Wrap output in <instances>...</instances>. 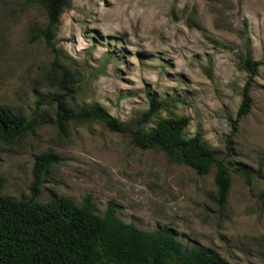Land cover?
I'll use <instances>...</instances> for the list:
<instances>
[{
    "label": "rangeland",
    "instance_id": "obj_1",
    "mask_svg": "<svg viewBox=\"0 0 264 264\" xmlns=\"http://www.w3.org/2000/svg\"><path fill=\"white\" fill-rule=\"evenodd\" d=\"M54 41L68 69L65 92L50 68L54 53L30 28H43L38 0H0V105L32 124L15 140L0 139L2 194L30 195L34 159L61 160L43 175L39 200L90 194L95 211L108 202L141 229L171 228L183 244L211 247L231 264H264V0H71ZM260 62L250 112L237 119L248 77L243 46ZM160 116H188L230 170L226 205H217L215 170L198 174L156 148H139L127 132L99 120L58 125L56 94L69 108L98 103L133 128L149 106ZM249 168L250 176L235 170Z\"/></svg>",
    "mask_w": 264,
    "mask_h": 264
},
{
    "label": "trees",
    "instance_id": "obj_2",
    "mask_svg": "<svg viewBox=\"0 0 264 264\" xmlns=\"http://www.w3.org/2000/svg\"><path fill=\"white\" fill-rule=\"evenodd\" d=\"M38 1L44 7L46 24L43 28L31 27L30 39H43L51 48L54 58L50 68L58 76V87L65 92L71 91L68 69L58 58L54 41L60 16L71 0ZM259 65L246 43L240 67L248 77L241 90L237 119L250 112L253 104L250 88ZM147 96L149 106L137 120V125L131 128L98 103L79 109L69 108L64 95L58 93L57 122L66 132L71 120H99L110 130L127 132L130 141L139 148L159 149L169 159L191 167L198 174H206L214 168L217 205L223 209L231 184L230 170L224 160L199 133L185 134L188 116H160L153 127L146 128L164 105V100L149 90ZM32 129L31 122L23 114L8 105H0V139L12 141ZM60 160L51 151L35 157L30 195L26 199L2 194L4 182L0 176V264H231L211 247L183 244L167 226L145 230L123 221L111 201L99 214L90 194L79 203L57 195L46 201L39 200L44 173ZM235 170L250 176L249 168L244 164H238ZM261 205L264 209V197Z\"/></svg>",
    "mask_w": 264,
    "mask_h": 264
}]
</instances>
